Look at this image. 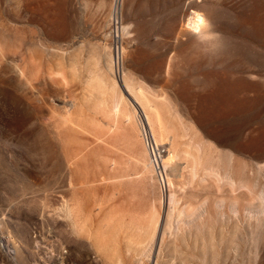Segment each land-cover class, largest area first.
Masks as SVG:
<instances>
[{
    "label": "rangeland",
    "instance_id": "1",
    "mask_svg": "<svg viewBox=\"0 0 264 264\" xmlns=\"http://www.w3.org/2000/svg\"><path fill=\"white\" fill-rule=\"evenodd\" d=\"M0 264H264V0H0Z\"/></svg>",
    "mask_w": 264,
    "mask_h": 264
},
{
    "label": "bare ground",
    "instance_id": "2",
    "mask_svg": "<svg viewBox=\"0 0 264 264\" xmlns=\"http://www.w3.org/2000/svg\"><path fill=\"white\" fill-rule=\"evenodd\" d=\"M98 79H96V81H97ZM99 82V81H98ZM98 84V83H97ZM100 85V84H99ZM113 85H115V84H113ZM126 86V85H125ZM114 87H116V85L114 86ZM129 87V86H128ZM127 87V88H128ZM131 87V86H130ZM117 89V88H116ZM115 89V96H113L114 97V99H113V109H114V113H118L119 111H120V109H121V105H122V102L124 101L123 99H122V97H121V95L119 94V92L117 91ZM129 89V88H128ZM135 89V88H134ZM114 91V90H113ZM112 91V92H113ZM130 91V90H129ZM132 92V91H131ZM136 93V92H135ZM133 95V94H132ZM137 96V95H136ZM112 97V98H113ZM135 97V96H134ZM144 110V109H143ZM142 110V114H143V117H144V120L146 121V123H147V126L149 127V133H148V131H146V129H145V127H142V135H143V139H144V143H145V147H146V149H147V152L149 151L148 150V148H147V146H146V137L147 136H150L151 135V137H153L154 139H155V141L156 142H158V141H160L161 140V138L158 136V134H157V131H155V123H154V121H153V119H152V117H151V115L149 114V113H147L146 112V109H145V111H143ZM113 112V111H112ZM144 125V124H143ZM145 126V125H144ZM150 126H152V127H150ZM152 128V129H151ZM153 130V131H152ZM145 134H146V137H145ZM155 135V136H154ZM149 155H150V157H151V161H150V163H151V165H152V167L154 168V170H155V172H156V175H157V177H158V180H159V185H160V187H161V189H162V187L163 186H165V182H167V184L169 185V181H170V179L168 178V177H170V176H167L168 174L166 173V168L167 167H169L170 166V164H171V161H170V159H163L162 160V162H161V164L159 163V170H158V168H157V166H156V162H154V160H153V158H152V156H151V154H150V151H149ZM173 156H174V158L175 157H177V154L174 152L173 153ZM150 157H149V159H150ZM173 158V157H172ZM164 188V187H163ZM169 188V187H168ZM160 189V190H161ZM172 196L173 195H170L169 197V199H170V201L172 202ZM169 201V202H170ZM171 204V203H170ZM168 213H169V211H168ZM172 214V213H171ZM171 214H169L168 215V218H170V216H171ZM169 219H167V222H166V225H165V227H166V229H164L163 231L165 232V234H167V233H169V228H170V223H169V221H168ZM166 230V231H165ZM163 233V232H162Z\"/></svg>",
    "mask_w": 264,
    "mask_h": 264
},
{
    "label": "built area",
    "instance_id": "3",
    "mask_svg": "<svg viewBox=\"0 0 264 264\" xmlns=\"http://www.w3.org/2000/svg\"><path fill=\"white\" fill-rule=\"evenodd\" d=\"M145 137H146V135H145ZM146 146H147L148 150L150 151V154H151L154 162H156L157 168L160 169L159 163L161 164L163 157L167 153L166 146L164 144L157 143L154 140V138L151 136L146 137Z\"/></svg>",
    "mask_w": 264,
    "mask_h": 264
}]
</instances>
